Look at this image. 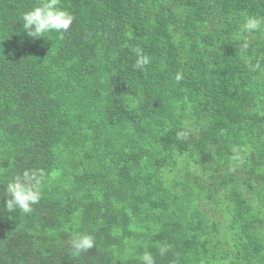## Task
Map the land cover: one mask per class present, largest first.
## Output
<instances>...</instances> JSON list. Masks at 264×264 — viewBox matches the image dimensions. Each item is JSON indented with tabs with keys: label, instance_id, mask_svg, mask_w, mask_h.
<instances>
[{
	"label": "trees",
	"instance_id": "16d2710c",
	"mask_svg": "<svg viewBox=\"0 0 264 264\" xmlns=\"http://www.w3.org/2000/svg\"><path fill=\"white\" fill-rule=\"evenodd\" d=\"M37 3L0 0V264H264V0H60L31 38Z\"/></svg>",
	"mask_w": 264,
	"mask_h": 264
},
{
	"label": "clouds",
	"instance_id": "9594fccd",
	"mask_svg": "<svg viewBox=\"0 0 264 264\" xmlns=\"http://www.w3.org/2000/svg\"><path fill=\"white\" fill-rule=\"evenodd\" d=\"M22 29L28 37L41 38L47 33H56L62 38L73 23V15L60 7V0H38V3L29 11L22 14ZM264 27V16H248L241 25L242 31L252 33L260 31ZM247 43L241 45L242 49H247ZM136 67L140 68L149 63V58L141 51H137ZM260 65H252L253 70ZM179 79V76L177 77ZM43 170H30L22 175L14 177L6 184L5 191L7 199L4 200L3 208L8 213L20 211L28 214L33 210V205L40 202V185L44 179ZM94 237L88 234H76L71 239V246L77 252H82L93 248ZM167 247L160 249L161 255L167 252ZM143 264H155L151 253L145 252L142 256Z\"/></svg>",
	"mask_w": 264,
	"mask_h": 264
}]
</instances>
